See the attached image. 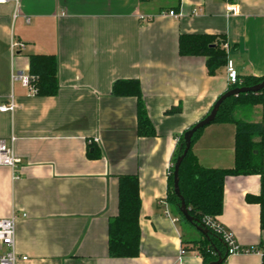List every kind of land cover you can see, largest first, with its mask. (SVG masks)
<instances>
[{"label":"crops","instance_id":"1","mask_svg":"<svg viewBox=\"0 0 264 264\" xmlns=\"http://www.w3.org/2000/svg\"><path fill=\"white\" fill-rule=\"evenodd\" d=\"M227 3L239 13L230 14ZM169 10L178 17L163 14ZM180 34L225 36L237 74L264 76V0L0 4V103L12 96L16 104L14 112H0V139L14 136L21 158L15 178L0 166V218L16 215L15 249L28 257L25 264H202L190 241L203 235L186 221L182 225L167 202L168 176L178 137L210 111L228 82L226 66L209 75L204 57L181 56ZM13 38L25 44L14 56ZM34 53L56 58L54 96L29 93L11 80L13 71L28 73ZM127 79L139 81L153 136L137 134L136 98L112 93L115 81ZM175 107L179 113H165ZM234 116L264 121V103L237 108ZM234 134L232 123L207 125L191 147L199 164L232 167ZM94 149L100 156L89 155ZM120 175H137L139 183L140 250L130 258L108 254ZM259 189L256 174L227 176L216 219L241 246L264 250L259 205L247 199ZM180 247L186 253L177 261ZM4 249L0 245V253ZM262 260L240 253L221 264Z\"/></svg>","mask_w":264,"mask_h":264},{"label":"trees","instance_id":"2","mask_svg":"<svg viewBox=\"0 0 264 264\" xmlns=\"http://www.w3.org/2000/svg\"><path fill=\"white\" fill-rule=\"evenodd\" d=\"M224 43H227L225 36L180 34L178 52L181 56L204 57L208 74L214 75L219 68L227 64L228 54L223 48ZM28 58V73L36 78L32 80L36 90L35 95L54 96L58 91L55 56L34 53L28 55ZM263 79L264 76L238 75V81L228 85L226 91L233 88L250 87L260 83ZM112 93L115 96H133L136 98L137 134L139 136H153L155 133L154 127L146 113L139 81L135 79L117 80L112 86ZM263 103L264 88L258 92H245L229 96L220 104L212 123H232L235 126L234 163L230 168H211L200 165L191 147L205 127L194 133L191 146L181 161L178 171L180 195L189 215L194 219L193 223H189L191 226L205 227L202 222L205 216L216 218L222 212L223 185L227 176L256 174L259 176V192L256 195L247 196V199L259 205V225L260 229L264 230V121H245L236 119L234 116L237 108L253 107L263 105ZM179 112L180 107H175L165 113L175 114ZM184 132L178 137L176 150L172 158L173 164L183 152ZM89 155L96 158L100 156V153L94 149ZM138 189L137 175H120L118 177V211L116 216L111 218L108 223V254L110 257L130 258L139 254L141 235L139 213L141 204ZM166 198L167 202L182 217L179 210L180 199L173 190V166L169 171ZM207 230L209 239L203 236L201 240L190 242L197 246L202 264H208L218 258H221L223 262L227 257L223 241L212 230ZM257 247H261V245Z\"/></svg>","mask_w":264,"mask_h":264},{"label":"built area","instance_id":"3","mask_svg":"<svg viewBox=\"0 0 264 264\" xmlns=\"http://www.w3.org/2000/svg\"><path fill=\"white\" fill-rule=\"evenodd\" d=\"M10 0H0V4H5ZM227 10L230 14H238V6L233 3H227ZM164 15L171 17H178V13L173 10L166 11ZM11 53L14 56L17 52H21L25 48V44L12 39L11 41ZM223 48L226 53H229V46L227 43L223 44ZM226 78L228 85L234 84L238 81L237 71L234 69L231 60L227 59L226 64ZM36 78L29 75V73H22L21 71H13L11 74V80L14 82H20L24 87L28 88L29 93L35 94L36 90L32 80ZM16 104L13 101L12 96L8 98L5 103H0V112H14ZM15 137L11 136L8 140L0 139V166L8 167L12 170L13 177H17V169L21 164V158L15 153L14 150ZM173 166L171 163L170 168ZM165 215L169 216L167 209ZM16 215L13 213L8 217L0 218V245L5 249L0 253V264H25L28 261V257L20 255L15 249V231H16ZM176 220V219H173ZM204 226L207 229L212 230L214 233L219 235L225 245L227 255H234L240 253H256L263 259L264 250L257 246L243 247L238 244L233 235L217 221L216 218L205 216L202 219ZM186 253L183 247L179 248L177 261L182 259V256ZM264 264V259L262 260Z\"/></svg>","mask_w":264,"mask_h":264},{"label":"water","instance_id":"4","mask_svg":"<svg viewBox=\"0 0 264 264\" xmlns=\"http://www.w3.org/2000/svg\"><path fill=\"white\" fill-rule=\"evenodd\" d=\"M263 88H264V79L260 83L255 84V85L250 86V87H239V88H233V89L226 91L215 101V103L211 107L209 113L205 117H203L202 119L197 121L195 124H193L189 129H187L184 132V134H183V141H184L183 152L181 153V155H179L176 158V161L173 164V190H174V193L176 194V196L180 199L179 210H180V213H181L183 219L186 222L193 223L194 219L192 216L189 215L188 209L185 206L184 200L180 195L179 185H178V171H179V166H180L181 161L183 160L184 156L186 155V153L188 152V150L191 146V139H192L194 133L197 130H199L203 127H206L207 125L211 124L214 121L220 104L227 97L232 96V95H237L239 93H245V92H258V91L262 90ZM194 227L197 229V231L201 235H203L204 237L209 239V232H208L207 228H205L203 226H194ZM221 262H222V259L218 258L217 260L212 261L208 264H221Z\"/></svg>","mask_w":264,"mask_h":264},{"label":"rangeland","instance_id":"5","mask_svg":"<svg viewBox=\"0 0 264 264\" xmlns=\"http://www.w3.org/2000/svg\"><path fill=\"white\" fill-rule=\"evenodd\" d=\"M249 109H254V108H249ZM246 114L249 115V113H246ZM247 115H246V119L249 120L251 118V116H247ZM180 219H181L180 220L181 224L185 225L186 224L185 220L182 217H180ZM186 225H188V224H186Z\"/></svg>","mask_w":264,"mask_h":264}]
</instances>
